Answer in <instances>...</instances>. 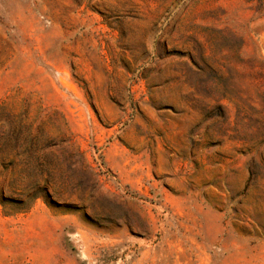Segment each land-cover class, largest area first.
I'll return each mask as SVG.
<instances>
[{
  "label": "rangeland",
  "instance_id": "1",
  "mask_svg": "<svg viewBox=\"0 0 264 264\" xmlns=\"http://www.w3.org/2000/svg\"><path fill=\"white\" fill-rule=\"evenodd\" d=\"M0 264H264V0H0Z\"/></svg>",
  "mask_w": 264,
  "mask_h": 264
}]
</instances>
